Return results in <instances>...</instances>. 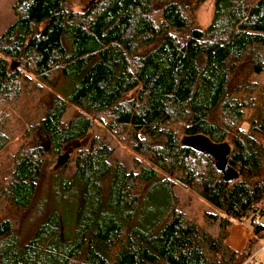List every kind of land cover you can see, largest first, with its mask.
Here are the masks:
<instances>
[{"label": "trees", "instance_id": "trees-1", "mask_svg": "<svg viewBox=\"0 0 264 264\" xmlns=\"http://www.w3.org/2000/svg\"><path fill=\"white\" fill-rule=\"evenodd\" d=\"M72 1L13 0L0 32V264H262L264 0H212L205 25V0ZM195 135L227 144L231 179ZM182 189L214 210L202 223Z\"/></svg>", "mask_w": 264, "mask_h": 264}, {"label": "rangeland", "instance_id": "rangeland-1", "mask_svg": "<svg viewBox=\"0 0 264 264\" xmlns=\"http://www.w3.org/2000/svg\"><path fill=\"white\" fill-rule=\"evenodd\" d=\"M12 1L13 0H0V32L14 19L12 12L10 10V5ZM86 1L87 0H73L72 2H73L74 9L83 8L86 4ZM211 11H212V0H205L203 3L199 5L196 11V15L198 18V22L201 25H205L209 21ZM249 35L252 36L254 39L264 43V37L262 35L250 34V33ZM251 76L253 77V79H255L257 82H259L260 84L264 86V65L263 66L260 65V68H258L255 71L253 70V72L251 73ZM16 108L19 110L27 109L26 106H22L20 104L17 105ZM17 109L14 110L12 108H9L11 115H14L15 117H19L17 116V112H18ZM72 110H73V107L68 104L66 111L64 115L62 116L63 120H66L68 118ZM18 121L22 122L20 118H18ZM100 130L102 131L101 128L100 129L98 128L96 132H100ZM10 134H13V131H10ZM23 136H26V135H23ZM20 137H21L20 135H14L12 137L13 139H11L8 143L10 147L8 146L7 151L13 150L15 146L18 145V143L21 141ZM105 138H106L107 143L112 149V157H111L112 160L122 161L128 166H130L129 163H130L131 153H130L128 146L125 145L123 141L121 140L122 136L111 137L110 135L105 134ZM180 141H181V144L183 145L196 147V148H199L200 150L201 148L203 149L205 147L208 151L213 153L211 161L214 165V168L224 178L231 179V171L226 165V157L228 153V147L226 143L224 142L223 143H213V142H210L204 136H199V135L184 137ZM39 144L43 148L45 147L47 148L46 142L40 140ZM2 154H8V153L5 151L0 153V167L6 164L5 158L2 156ZM46 163H48V161ZM54 164L56 165L55 162L50 160L46 168L52 169ZM70 167L67 170V172L70 171ZM179 195H180L181 201H183L186 204L184 205V211L186 212V214L193 215L195 220L198 221L199 223H202L200 217L203 215V213L205 212L211 213L214 211L210 205H208L207 203L199 199L195 194H192V193L189 194L188 191L182 189V190H179ZM204 225L206 227V225H209V224L207 223ZM213 227L214 225L211 224L210 226H208V229L213 231L214 230ZM240 228L242 232H240ZM246 231H247V236H246ZM249 231L250 230L248 226V221L246 220L245 221L243 220L241 222L235 221L229 227L228 235L225 239V243L229 247L231 246L230 248L232 249H240V247H244L247 239L250 237V235L248 236ZM253 254H255L256 262L264 264V241L260 242V245L258 246L257 250L254 251Z\"/></svg>", "mask_w": 264, "mask_h": 264}, {"label": "crops", "instance_id": "crops-1", "mask_svg": "<svg viewBox=\"0 0 264 264\" xmlns=\"http://www.w3.org/2000/svg\"><path fill=\"white\" fill-rule=\"evenodd\" d=\"M240 232H242L241 228H240ZM241 234V233H240ZM251 235L250 231L248 232V236ZM246 236H247V231H246ZM231 247V246H230ZM243 247H240V249H235V250H241Z\"/></svg>", "mask_w": 264, "mask_h": 264}]
</instances>
